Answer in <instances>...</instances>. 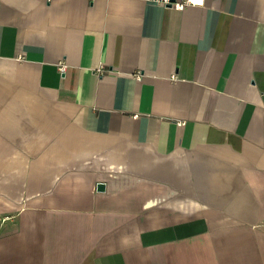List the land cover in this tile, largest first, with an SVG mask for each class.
<instances>
[{"label":"crops","instance_id":"0c3cea01","mask_svg":"<svg viewBox=\"0 0 264 264\" xmlns=\"http://www.w3.org/2000/svg\"><path fill=\"white\" fill-rule=\"evenodd\" d=\"M0 264H264V0H0Z\"/></svg>","mask_w":264,"mask_h":264},{"label":"built area","instance_id":"2783aa9c","mask_svg":"<svg viewBox=\"0 0 264 264\" xmlns=\"http://www.w3.org/2000/svg\"><path fill=\"white\" fill-rule=\"evenodd\" d=\"M159 3H163L165 5H172L176 8L183 9L188 5H203L205 0H183V1H176V0H156ZM63 71L65 67H62ZM102 70V69H101Z\"/></svg>","mask_w":264,"mask_h":264},{"label":"water","instance_id":"95a60500","mask_svg":"<svg viewBox=\"0 0 264 264\" xmlns=\"http://www.w3.org/2000/svg\"><path fill=\"white\" fill-rule=\"evenodd\" d=\"M99 188L104 189L105 188V184L104 183H100L99 184Z\"/></svg>","mask_w":264,"mask_h":264}]
</instances>
